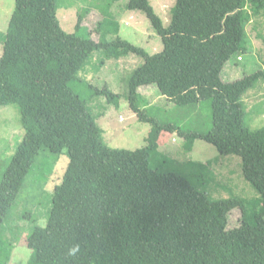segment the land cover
I'll return each mask as SVG.
<instances>
[{
    "label": "trees",
    "instance_id": "16d2710c",
    "mask_svg": "<svg viewBox=\"0 0 264 264\" xmlns=\"http://www.w3.org/2000/svg\"><path fill=\"white\" fill-rule=\"evenodd\" d=\"M126 8L147 16L162 39L161 52L150 55L119 37L104 41L103 34L95 41L91 31L81 37L83 14L76 32L67 33L57 0H15L0 57V106L18 108L24 137L0 179V264H10L15 249L14 238L1 236L5 219L43 149L56 155L67 150L70 163L46 226H35L27 238V264H264V126L251 129L243 101L264 69L233 82L223 79L231 60L252 53L248 25L264 16V0H175L167 25L150 0H129ZM105 23L96 26L98 33ZM101 50L106 60L130 53L144 59L128 84L131 109L152 125L140 149L110 148L74 86ZM150 85L178 107L209 101L211 129L185 132L148 117L139 89ZM89 86L92 96L109 102L119 97L106 85ZM170 132L186 137V150L199 139L222 155L240 156L259 198L211 199L205 186L212 162L159 158ZM234 209L242 216L229 229ZM76 245L79 252L68 256Z\"/></svg>",
    "mask_w": 264,
    "mask_h": 264
},
{
    "label": "rangeland",
    "instance_id": "374dc122",
    "mask_svg": "<svg viewBox=\"0 0 264 264\" xmlns=\"http://www.w3.org/2000/svg\"><path fill=\"white\" fill-rule=\"evenodd\" d=\"M129 0H57V17L67 33H75L79 14L84 15L81 37L93 34L95 41L103 36L112 42L117 37L144 49L150 55L164 49L163 42L153 30L147 16L141 11L126 8ZM156 13L164 20H170V10L175 0H150ZM15 9V0H0V57L3 54L4 39L10 18ZM106 19L103 30L98 33L96 26ZM259 23V24H258ZM248 25L252 43V53L231 60L223 73V79L233 82L243 76L264 69V16L259 22ZM104 51L92 55L89 65L79 72L81 81L74 84L82 97L90 104L97 124L103 130L105 143L112 149L137 150L147 144L152 125L142 122L130 107L128 100L129 79L136 68L144 63L141 56L130 53L120 59L106 60ZM104 60L100 67L98 63ZM94 85L102 89L105 85L119 97L108 101L107 97L92 96ZM143 99L139 106L150 118L177 124L185 132H208L212 127V110L209 101L197 105L178 107L163 98L156 86L142 89ZM91 100L93 102L91 103ZM248 110V125L251 129L264 126V78L253 90L244 95ZM143 102V103H142ZM123 118V119H121ZM24 137L20 113L16 106H0V179L6 171L14 153ZM159 145V158L179 163L194 161L210 166L205 189L213 199L241 198L255 200L258 191L243 175L242 158L238 155H222L214 145L196 140L192 151L186 150V137L178 132L164 135ZM174 139V141H173ZM70 163L67 150L56 155L48 149L39 153L35 165L29 172L15 206L5 219L1 236L5 240L14 238V251L10 264H27L32 250L27 246V238L35 226H46V215L52 207L54 191L62 183ZM210 180V181H209ZM209 183V184H208ZM242 213L234 209L229 219V229L239 226ZM48 217V215H47ZM6 231L7 232L6 234Z\"/></svg>",
    "mask_w": 264,
    "mask_h": 264
},
{
    "label": "clouds",
    "instance_id": "9594fccd",
    "mask_svg": "<svg viewBox=\"0 0 264 264\" xmlns=\"http://www.w3.org/2000/svg\"><path fill=\"white\" fill-rule=\"evenodd\" d=\"M79 252V245H76V246H74V247H72V248H70L69 250H68V253H67V255L68 256H72V257H74V256H76V254Z\"/></svg>",
    "mask_w": 264,
    "mask_h": 264
},
{
    "label": "crops",
    "instance_id": "0c3cea01",
    "mask_svg": "<svg viewBox=\"0 0 264 264\" xmlns=\"http://www.w3.org/2000/svg\"><path fill=\"white\" fill-rule=\"evenodd\" d=\"M148 87V86H147ZM144 87H142V88H140L139 89V93L141 94V95H143V93H142V89H143ZM145 99V98H144ZM173 141H174V139H173Z\"/></svg>",
    "mask_w": 264,
    "mask_h": 264
},
{
    "label": "built area",
    "instance_id": "2783aa9c",
    "mask_svg": "<svg viewBox=\"0 0 264 264\" xmlns=\"http://www.w3.org/2000/svg\"><path fill=\"white\" fill-rule=\"evenodd\" d=\"M122 119V118H121Z\"/></svg>",
    "mask_w": 264,
    "mask_h": 264
}]
</instances>
